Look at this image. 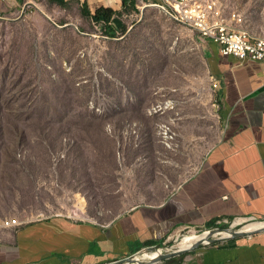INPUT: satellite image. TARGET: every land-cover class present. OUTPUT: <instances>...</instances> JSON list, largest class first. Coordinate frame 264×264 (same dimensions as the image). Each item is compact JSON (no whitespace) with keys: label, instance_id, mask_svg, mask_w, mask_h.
<instances>
[{"label":"rangeland","instance_id":"1","mask_svg":"<svg viewBox=\"0 0 264 264\" xmlns=\"http://www.w3.org/2000/svg\"><path fill=\"white\" fill-rule=\"evenodd\" d=\"M199 1L210 18L264 38V0ZM157 3L123 8L114 34L49 2L0 18V223L105 225L162 202L199 168L221 129L210 39ZM249 223L185 229L161 253L211 231L187 257Z\"/></svg>","mask_w":264,"mask_h":264},{"label":"crops","instance_id":"2","mask_svg":"<svg viewBox=\"0 0 264 264\" xmlns=\"http://www.w3.org/2000/svg\"><path fill=\"white\" fill-rule=\"evenodd\" d=\"M48 2L80 12L86 5L91 13L98 7L124 8L122 0H63L65 5L0 0V13L17 15ZM209 48L221 129L199 168L162 202L135 206L105 225L54 215L2 227L0 264H110L142 249L164 247L188 228L224 220L264 222V61L223 55L211 40ZM259 227L187 257L145 264H264V229Z\"/></svg>","mask_w":264,"mask_h":264},{"label":"built area","instance_id":"3","mask_svg":"<svg viewBox=\"0 0 264 264\" xmlns=\"http://www.w3.org/2000/svg\"><path fill=\"white\" fill-rule=\"evenodd\" d=\"M160 3L171 11L175 20L188 24L202 37L209 38L214 42L221 54L232 55L239 59L264 61V38L252 37L249 34H245L242 30L230 28L221 21L210 18L205 5L199 0H160ZM3 17L5 16L0 13V18ZM221 223L229 224L231 229L236 225L233 221L229 222L227 220L218 221L217 225ZM0 224L3 227H18L21 223L11 219L5 220L4 223ZM217 230V228L214 229V231ZM162 248L153 250L142 249L133 255L110 264H120V261H122L121 264L150 263L153 259L151 257L142 258L140 261H135V258L141 252L155 251L161 254Z\"/></svg>","mask_w":264,"mask_h":264},{"label":"trees","instance_id":"4","mask_svg":"<svg viewBox=\"0 0 264 264\" xmlns=\"http://www.w3.org/2000/svg\"><path fill=\"white\" fill-rule=\"evenodd\" d=\"M53 1H57L60 5H65L63 0H53ZM134 3H135V0H122V4L124 8L126 6L133 7ZM81 13L85 16L90 17L93 22L102 24L107 33H110V34L115 33V29L111 25V20L114 16L118 14V11H115L111 8L98 7L91 13L89 9L86 7V5H83L81 8ZM223 225L224 224H219V225L214 224V225H210V227L215 226V227L222 228Z\"/></svg>","mask_w":264,"mask_h":264},{"label":"bare ground","instance_id":"5","mask_svg":"<svg viewBox=\"0 0 264 264\" xmlns=\"http://www.w3.org/2000/svg\"><path fill=\"white\" fill-rule=\"evenodd\" d=\"M156 5L160 6L161 8H164V5L163 4H159L157 3ZM172 15V14H171ZM245 33V32H244ZM247 34V33H245ZM235 222V221H234ZM236 223V222H235ZM1 226V224H0ZM259 226H264V222H251L249 224H247L245 227L248 228V229H254V228H257ZM243 229V228H242ZM247 230V229H246ZM217 232V231H216ZM210 233L211 234V231H207L205 232L203 235H195L194 232H191L190 234H188V237L185 238V239H182L181 242L178 244L179 245V248H190L196 241L198 240H202L203 242H207V239H206V235ZM224 235H229L228 234V231L227 232H223ZM218 236V235H217ZM176 245V244H175ZM173 247V246H172ZM150 250V249H149ZM160 256V253L159 252H153L152 255L150 256L151 258L153 259H156V258H159ZM141 259H139L138 257L135 258V261H140Z\"/></svg>","mask_w":264,"mask_h":264},{"label":"water","instance_id":"6","mask_svg":"<svg viewBox=\"0 0 264 264\" xmlns=\"http://www.w3.org/2000/svg\"><path fill=\"white\" fill-rule=\"evenodd\" d=\"M260 229H264V226H260L259 227ZM230 231V235L228 236H238V235H243V234H246L247 232L246 231H243L242 229L241 230H237V231H233V230H228ZM203 241L200 239L198 241H196L190 248H178L177 250H174V251H171V252H168V253H161L159 258H156V259H152L150 261L151 262H155V261H158V260H161V259H164V258H168V257H172V256H177V255H180L182 254L183 252H185L186 250H189V249H192V248H195L197 247L198 245H200ZM150 249H155V248H150ZM122 261H120V264H121ZM142 264H145V263H142Z\"/></svg>","mask_w":264,"mask_h":264}]
</instances>
